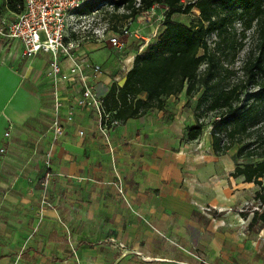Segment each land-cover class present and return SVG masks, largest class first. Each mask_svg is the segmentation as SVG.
Listing matches in <instances>:
<instances>
[{"label": "crops", "instance_id": "0c3cea01", "mask_svg": "<svg viewBox=\"0 0 264 264\" xmlns=\"http://www.w3.org/2000/svg\"><path fill=\"white\" fill-rule=\"evenodd\" d=\"M18 15L0 0V26ZM130 44L83 45L82 59L102 69L88 72L101 98L123 87L148 49ZM49 60H29L20 42L0 35V264H264V229L248 231L259 188L234 176L249 161L233 148L216 154L204 131L188 140L196 96H173L106 138L95 113L74 106L77 80L63 85V115L73 122L54 143ZM47 173L50 206L42 204Z\"/></svg>", "mask_w": 264, "mask_h": 264}, {"label": "trees", "instance_id": "16d2710c", "mask_svg": "<svg viewBox=\"0 0 264 264\" xmlns=\"http://www.w3.org/2000/svg\"><path fill=\"white\" fill-rule=\"evenodd\" d=\"M183 1L117 0L110 3V22L119 18L124 22H133L156 6H165L168 13L164 30L157 41L135 57L123 87L114 84L104 98V103L107 110L113 113L114 119L126 122L163 110L166 101L173 96L185 92L186 96L193 98L204 88L206 93L198 102V112L204 100L208 99L204 96L214 89L209 110L219 113L213 124V147L216 154H226L233 148L238 135L250 137L259 125L253 104H234L241 100L243 93L248 92L250 87L254 88L253 98L264 100V0H190L186 5H183ZM100 4L96 1L79 13L98 12L102 10ZM7 6L14 13L23 12L21 0H7ZM195 8L201 14L198 25L172 19L175 14H189ZM120 11H123L121 15ZM236 22L244 25L243 35L254 29L260 54L257 57L251 55L243 63L241 80L219 88L220 83L214 72L215 55L209 53L207 38L214 33L221 37L233 29ZM203 65L205 68L202 71ZM142 96H146V99H142ZM204 129L205 124L196 116V125L188 129V140L201 137ZM245 148L250 149V146H243L238 151V158L256 157L258 161L238 165L234 176L244 177L246 182L254 183L259 188L256 193L258 210L253 214L248 231L260 234L264 229V146L259 154L253 151L244 156Z\"/></svg>", "mask_w": 264, "mask_h": 264}, {"label": "built area", "instance_id": "2783aa9c", "mask_svg": "<svg viewBox=\"0 0 264 264\" xmlns=\"http://www.w3.org/2000/svg\"><path fill=\"white\" fill-rule=\"evenodd\" d=\"M23 12L18 15L14 22H3L0 26V35L4 38L18 41L23 46V55L29 60H34L39 55L50 56L49 69L46 78L50 80L52 91L53 117L49 127V134L54 143L59 142L64 133L66 125L73 122V115L68 112L65 116L66 102L69 98L62 95L63 85H71L77 80L81 82V95L74 99V106L78 109H90L97 117V125L108 138L109 133L122 126L123 122L113 118L105 106L104 99L98 96L96 90L88 83V72L101 74L99 65L92 64L88 59H82L80 52L83 45L95 42L105 45L111 49L122 51L125 48L124 39L135 37L142 39L149 46L152 39L157 38V31L149 38L142 36L140 30H125L120 36H109L108 29H97L92 31L91 39L83 37L87 29L83 26L93 17L92 14H80L88 5L97 0H21ZM168 11V8H166ZM156 15L155 7L143 15ZM140 19V17L138 18ZM141 37V38H140ZM70 63L69 70L63 69V61ZM83 136L82 131L79 132ZM9 137V133L6 134ZM5 151L1 150L3 154ZM52 155L48 154L45 165L51 166ZM52 175L47 173L42 183L44 195L43 205H49L48 191ZM123 196V190L120 188ZM258 210V209H257ZM185 264V263H182ZM200 264H211L202 261Z\"/></svg>", "mask_w": 264, "mask_h": 264}, {"label": "rangeland", "instance_id": "374dc122", "mask_svg": "<svg viewBox=\"0 0 264 264\" xmlns=\"http://www.w3.org/2000/svg\"><path fill=\"white\" fill-rule=\"evenodd\" d=\"M99 1L100 8L102 10L94 11L93 18L85 23L83 26L88 31L87 34H83V37L91 39L92 31L97 29H108L109 36H120L125 30H140L141 35L144 37H151L155 31H157V38L152 39L149 43V46L154 44L161 33L164 30V22L166 20V15L168 11L165 6H156L155 12L156 15L151 17L150 15H142L140 19L135 21L124 22L120 18L110 22L112 7L110 3L117 0H97ZM190 0H184L183 5H186ZM123 11L119 12L121 15ZM173 20L183 22L189 25H198L201 21L200 11L196 8L193 9L189 14H175L172 17ZM244 25L241 22H236L233 29L229 30L227 33H224L221 37L217 33L211 34L207 38V43L209 46V53L215 55L214 57V72L217 76V80L220 83V87H226L227 85L233 84L238 80L242 79L241 67L248 57L251 55L258 56L260 54L256 46L257 36L253 30H250L243 35ZM141 38V37H140ZM125 43L131 41L130 46L135 48L143 47L145 42L142 39H137L135 37H129L124 39ZM149 46H146L147 48ZM116 55V54H111ZM264 60V56H263ZM103 61H110V58L103 59ZM205 65L201 67L203 71ZM233 73L229 75V73ZM213 85V84H211ZM205 89H201L200 92L196 95L195 101H193V109L195 111V117L199 116L200 121L205 124L204 132L212 137L213 124L216 121V115L219 112H211L209 107L212 103V97L215 93V90H210L207 92V100H204L201 109L197 112V105L199 100L205 94ZM254 93V88H249L248 92L243 93L241 100L236 102L234 105H245L253 104L256 112V120L259 121V125L254 129L250 137H244L243 135H238L234 141L233 149L240 151L243 146H250V149L245 148L243 150V155L246 156L250 152H255L259 154L261 148L264 146V100H256L253 98L252 94ZM206 99V98H205ZM239 141H242V144H239ZM226 142V141H225ZM248 161H258L256 157H243ZM212 264V263H211Z\"/></svg>", "mask_w": 264, "mask_h": 264}]
</instances>
